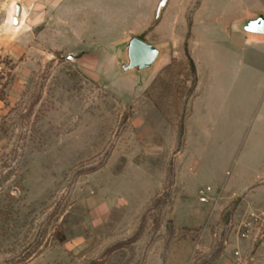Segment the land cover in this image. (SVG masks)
<instances>
[{
    "label": "rangeland",
    "instance_id": "374dc122",
    "mask_svg": "<svg viewBox=\"0 0 264 264\" xmlns=\"http://www.w3.org/2000/svg\"><path fill=\"white\" fill-rule=\"evenodd\" d=\"M159 2L0 0V264H264V0Z\"/></svg>",
    "mask_w": 264,
    "mask_h": 264
},
{
    "label": "water",
    "instance_id": "95a60500",
    "mask_svg": "<svg viewBox=\"0 0 264 264\" xmlns=\"http://www.w3.org/2000/svg\"><path fill=\"white\" fill-rule=\"evenodd\" d=\"M169 0H160L156 9V18L167 6ZM20 5L14 8V24L20 17ZM228 27L226 31H228ZM238 31L245 36L264 38V15L254 14L238 24ZM119 55L115 59V66L119 73L127 77H139L151 74L162 65L166 51L169 49L160 45L147 44L135 37H128L119 42ZM116 48V46H115Z\"/></svg>",
    "mask_w": 264,
    "mask_h": 264
},
{
    "label": "crops",
    "instance_id": "0c3cea01",
    "mask_svg": "<svg viewBox=\"0 0 264 264\" xmlns=\"http://www.w3.org/2000/svg\"><path fill=\"white\" fill-rule=\"evenodd\" d=\"M69 1H72V0H69ZM201 2H202V0H200ZM244 1H248L249 2V0H244ZM153 2L155 3L156 2V0H153ZM158 2H159V0H158ZM255 2H257V1H255ZM19 5H20V3H19ZM20 9H21V5H20ZM198 11H199V8L197 9ZM196 10V12H195V14H194V19H195V21H196V16H197V11ZM254 10H256V8L254 7V8H251L249 5H247V6H245V7H243L242 8V11H241V15H240V18H245V19H248V18H250L251 16H253L254 14H261V15H264V14H262V13H259V12H253ZM21 14V17H19L18 18V21H20L21 19H22V17H23V19H24V16H25V12H24V10H22V13H20ZM195 27V26H194ZM229 28V27H228ZM229 30V29H228ZM226 32H228V31H226ZM236 34H238L239 36H240V38H241V41L243 42V43H245V44H264V38H259V37H252V36H245V35H243L242 33H240L239 31L236 33ZM123 37V36H122ZM121 37V38H122ZM120 38V39H121ZM247 41H250V42H247ZM147 44H152V45H158V44H156V43H147Z\"/></svg>",
    "mask_w": 264,
    "mask_h": 264
},
{
    "label": "bare ground",
    "instance_id": "6f19581e",
    "mask_svg": "<svg viewBox=\"0 0 264 264\" xmlns=\"http://www.w3.org/2000/svg\"><path fill=\"white\" fill-rule=\"evenodd\" d=\"M13 20H14V15H13L12 12H11V13L9 14V23H10V25L14 28V30L19 29L20 26H21V24H22L23 17H22V19H21L20 21H18V19H17V21H16L15 24H14Z\"/></svg>",
    "mask_w": 264,
    "mask_h": 264
},
{
    "label": "built area",
    "instance_id": "2783aa9c",
    "mask_svg": "<svg viewBox=\"0 0 264 264\" xmlns=\"http://www.w3.org/2000/svg\"><path fill=\"white\" fill-rule=\"evenodd\" d=\"M202 201H205V199H202ZM235 256L237 257L238 256V253L235 254ZM238 264V263H237ZM240 264V263H239Z\"/></svg>",
    "mask_w": 264,
    "mask_h": 264
}]
</instances>
